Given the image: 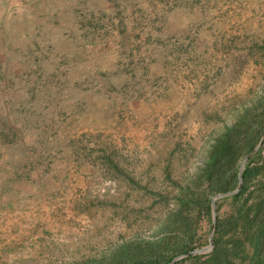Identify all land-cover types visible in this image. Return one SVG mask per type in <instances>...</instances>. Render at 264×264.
I'll use <instances>...</instances> for the list:
<instances>
[{"label":"rangeland","instance_id":"1","mask_svg":"<svg viewBox=\"0 0 264 264\" xmlns=\"http://www.w3.org/2000/svg\"><path fill=\"white\" fill-rule=\"evenodd\" d=\"M261 104L264 0H0V264H247L208 153Z\"/></svg>","mask_w":264,"mask_h":264},{"label":"trees","instance_id":"2","mask_svg":"<svg viewBox=\"0 0 264 264\" xmlns=\"http://www.w3.org/2000/svg\"><path fill=\"white\" fill-rule=\"evenodd\" d=\"M259 107H261L260 113L257 112V110H251L250 108L244 110L232 125L226 126L222 129L220 135L216 138L208 153V164L211 166V174L209 177L212 175L217 176L219 170L221 171V165L225 163H235L255 148L261 134L264 132V105L261 104ZM235 150H237L236 153ZM260 158L261 165L253 166L252 164L254 161ZM263 176L264 144L245 163L242 173L243 185L237 194L229 198L232 201V204L242 198L249 183L256 178ZM229 190L230 189L226 187H218L215 189V192H227ZM263 208L264 197L253 207V213L251 216L248 214L243 215V213L240 212L238 215L239 221H242L243 225L251 224L253 220L258 217L260 212H262ZM255 227L256 230L252 237H250L253 238L254 241L252 240V242L246 243L248 244V251L247 248H245L246 244L244 242H242V244L240 242H234L231 252L242 253L245 257L243 261L247 260V264H264V256L262 255L264 249V224L262 223ZM175 264H231V261L223 263L222 253L218 248H215L210 255H189Z\"/></svg>","mask_w":264,"mask_h":264},{"label":"water","instance_id":"3","mask_svg":"<svg viewBox=\"0 0 264 264\" xmlns=\"http://www.w3.org/2000/svg\"><path fill=\"white\" fill-rule=\"evenodd\" d=\"M264 144V134L263 136L261 137L259 143L257 144V146L250 152L248 153L242 160L241 162V165H240V168H239V173H238V184H237V188L232 191V192H228V193H223V194H219V195H216L212 198L211 200V207H212V214H213V221H212V227H214L215 225V201L217 199H220V198H223V197H228V196H232V195H235L239 192L240 188H241V184H242V173H243V168H244V164L247 162V160L253 156L259 149L260 147ZM212 241V238L210 237V243ZM201 251L200 250H197V251H193V252H190V253H186L184 255H181L179 258H183L185 256H188V255H191V254H199ZM179 258H175L173 259L172 261H170L168 264H173L177 259Z\"/></svg>","mask_w":264,"mask_h":264}]
</instances>
